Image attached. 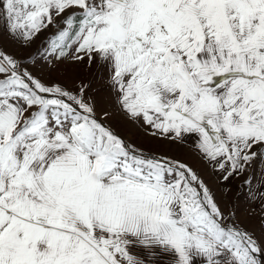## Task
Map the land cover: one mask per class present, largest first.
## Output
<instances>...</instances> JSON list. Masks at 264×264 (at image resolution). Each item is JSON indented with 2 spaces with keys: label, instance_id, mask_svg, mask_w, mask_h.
<instances>
[{
  "label": "snow or ice",
  "instance_id": "1",
  "mask_svg": "<svg viewBox=\"0 0 264 264\" xmlns=\"http://www.w3.org/2000/svg\"><path fill=\"white\" fill-rule=\"evenodd\" d=\"M0 264H264V0H0Z\"/></svg>",
  "mask_w": 264,
  "mask_h": 264
},
{
  "label": "rangeland",
  "instance_id": "2",
  "mask_svg": "<svg viewBox=\"0 0 264 264\" xmlns=\"http://www.w3.org/2000/svg\"><path fill=\"white\" fill-rule=\"evenodd\" d=\"M39 43V41L37 42ZM31 51V50H29ZM77 75L76 69L70 65H62L59 72L56 74L57 79L70 81ZM117 130L122 136L129 139L130 142L138 147L159 153H166L169 156H174L188 162L193 168L201 173L205 180L210 184L213 190L217 193V198L220 199L225 206L230 202H234L239 208V216L246 222L256 223L255 214L260 211V202L257 200L251 202L246 198V189L238 191V180L233 179L229 182L231 191L227 194L224 193V185L218 183L216 175H214L210 167L203 163L189 146L179 147L176 145H168L166 142L153 141L137 128L135 125L117 120L115 122ZM258 227V225H256Z\"/></svg>",
  "mask_w": 264,
  "mask_h": 264
}]
</instances>
